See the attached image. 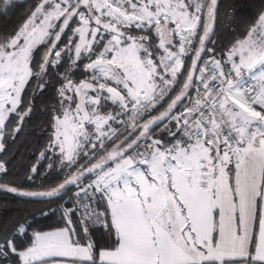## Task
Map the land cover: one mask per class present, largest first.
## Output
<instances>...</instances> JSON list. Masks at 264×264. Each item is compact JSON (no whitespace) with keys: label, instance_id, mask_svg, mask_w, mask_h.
Returning <instances> with one entry per match:
<instances>
[{"label":"snow or ice","instance_id":"6c2138e0","mask_svg":"<svg viewBox=\"0 0 264 264\" xmlns=\"http://www.w3.org/2000/svg\"><path fill=\"white\" fill-rule=\"evenodd\" d=\"M14 16L0 264H264V0H0Z\"/></svg>","mask_w":264,"mask_h":264},{"label":"trees","instance_id":"16d2710c","mask_svg":"<svg viewBox=\"0 0 264 264\" xmlns=\"http://www.w3.org/2000/svg\"><path fill=\"white\" fill-rule=\"evenodd\" d=\"M18 23V17H11L7 20L0 19V30H9L15 26V24ZM29 132L33 131V129H28ZM34 140V137L27 136L22 137L20 142L12 148L13 152L19 151L21 153L26 154L25 145H30L32 141ZM5 199V195L3 193H0V200ZM7 199L12 200L11 197H7ZM12 208L14 209L12 216H15L16 211L18 210L23 214V217L25 219H28L33 227L38 228H48L49 226H53L56 223H58V219L56 215H50L48 217L41 216L38 212L35 211L34 207L32 205H26L19 201H14L12 203ZM11 218V217H10Z\"/></svg>","mask_w":264,"mask_h":264}]
</instances>
